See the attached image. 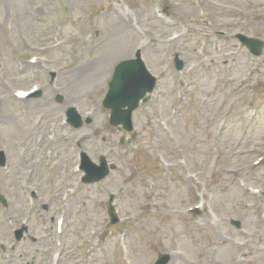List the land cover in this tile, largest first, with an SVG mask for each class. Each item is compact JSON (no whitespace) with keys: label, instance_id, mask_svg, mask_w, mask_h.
Instances as JSON below:
<instances>
[{"label":"rangeland","instance_id":"374dc122","mask_svg":"<svg viewBox=\"0 0 264 264\" xmlns=\"http://www.w3.org/2000/svg\"><path fill=\"white\" fill-rule=\"evenodd\" d=\"M122 1L133 14L138 10V28L149 37L167 29L152 15L153 0ZM189 1L164 0L175 5L172 11L181 23L178 27L184 28L186 45H153L146 55L157 72L168 54L180 51L188 59L184 75L171 72L173 76L160 81L156 100L153 97L134 116L143 141L121 149L119 139L125 133L109 124V111L101 103L114 67L130 57L136 45L134 27L118 20L110 0H72L79 19L94 15L78 28L76 20L70 21L68 33H92L94 51H87L73 69L59 71L54 88L35 100L34 112L59 119L64 107L52 100L59 91L65 104L84 115L93 109L94 115L91 123L69 126V134L63 129L50 139V132L43 137L44 125L32 128L33 110L25 112L27 105L16 97L24 87L22 76L11 69L20 63L21 50L41 39L42 27H51L53 0H0V64L7 75L4 82L0 77V148L8 157L7 165L0 167V196L7 202L0 201V245L16 243L12 228L23 219L29 189L38 191L39 210L46 217L55 214L56 206L69 207L63 264H73L80 255L74 248L89 228L90 237L96 235L97 251L82 264H154L163 253H171L169 264H264V53L253 57L231 36L209 39L206 51L200 47L204 17L212 19L213 28L243 30L264 39V0ZM43 2L52 7L45 6L48 19L40 25L32 18L31 5ZM102 7L107 12L100 14ZM63 51L52 54L58 56L54 67L66 62ZM48 73L45 70V79ZM75 77L79 84L73 90ZM182 78L187 79L185 88L179 86ZM56 104L61 106L57 113ZM77 142L92 159L104 155L116 168L104 180L83 185L76 172ZM109 193L116 195L121 224H110ZM201 200L199 215L187 212ZM37 218L28 233L32 237L25 234L16 243L15 256L0 249V264H27L42 250ZM103 224L108 229L101 235ZM46 234L55 238V226L46 223ZM49 241L47 237L45 243ZM40 263L41 255L35 264Z\"/></svg>","mask_w":264,"mask_h":264},{"label":"water","instance_id":"95a60500","mask_svg":"<svg viewBox=\"0 0 264 264\" xmlns=\"http://www.w3.org/2000/svg\"><path fill=\"white\" fill-rule=\"evenodd\" d=\"M138 62H126L117 68L114 82L112 83L111 91L106 100L108 107L113 108L114 116L112 124L119 122L129 124L130 113L137 106L138 100L145 94L147 90H151L154 82L149 81L143 73ZM140 78V80H139ZM124 104L129 105V108L123 110ZM81 122L78 121L77 125ZM128 128V126H126ZM4 162L3 154L0 153V164ZM83 168L87 172L84 178L85 182H93L100 180L109 174V168L106 160L101 158V165L97 167L88 158L83 163ZM92 171L98 175L93 178ZM170 261V255H162L155 264H167Z\"/></svg>","mask_w":264,"mask_h":264},{"label":"bare ground","instance_id":"6f19581e","mask_svg":"<svg viewBox=\"0 0 264 264\" xmlns=\"http://www.w3.org/2000/svg\"><path fill=\"white\" fill-rule=\"evenodd\" d=\"M129 39H130V37H128V39H127V41H126L125 43L130 42ZM73 82H74V88H73V90H74V89L78 86V84H79V83L77 82V77L74 78V81H73ZM75 90H76V89H75ZM50 104H51V103H49V105H50Z\"/></svg>","mask_w":264,"mask_h":264},{"label":"flooded vegetation","instance_id":"af4514ba","mask_svg":"<svg viewBox=\"0 0 264 264\" xmlns=\"http://www.w3.org/2000/svg\"><path fill=\"white\" fill-rule=\"evenodd\" d=\"M51 54H52V53H51ZM51 54H48L47 57L50 58V59H55V56H51ZM65 55H66V54H65ZM57 58H58V56H57ZM57 58H56V59H57Z\"/></svg>","mask_w":264,"mask_h":264}]
</instances>
